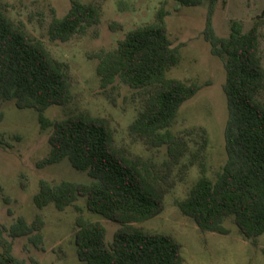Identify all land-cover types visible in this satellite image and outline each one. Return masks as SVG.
Instances as JSON below:
<instances>
[{
  "label": "trees",
  "instance_id": "trees-1",
  "mask_svg": "<svg viewBox=\"0 0 264 264\" xmlns=\"http://www.w3.org/2000/svg\"><path fill=\"white\" fill-rule=\"evenodd\" d=\"M180 6H198L204 0H174ZM217 0H209L202 36L225 71L222 85L227 103L224 126L226 161L214 178L206 174L205 128L182 134L171 131L179 108L202 87L195 81L167 77L179 64L180 48L167 33V10L162 3L154 19L127 31L114 48L100 50L96 75L101 87L116 79L136 91L137 109L128 129L151 147H163L161 164L151 158L128 156L115 145L112 129L102 117L79 112L62 119H49L45 111L70 99L68 65L54 58L45 45L29 35L0 10V104L12 102L18 109H33L42 129H50L49 151L36 162L43 168L63 160L86 171L91 182H58L40 179L33 195L37 209L53 205L64 210L78 198L88 211L119 224L110 242L98 221L78 216L74 244L85 264H182L180 246L168 233L131 225L160 214L164 193L173 187L172 172L182 181L190 167L198 177L186 197L176 201L180 211L204 231L228 233L232 222L240 236L255 243L264 233V102L258 93L264 86V66L259 38L264 29V7L243 32L237 20L229 21V34L218 36L212 19ZM96 3L70 0L67 12L52 16L47 32L51 40H68L99 24ZM113 23L112 29L119 28ZM3 112L0 110V121ZM44 222L40 215L28 222L18 216L10 226H0V264H40L34 257L13 254L14 239L27 237L41 242Z\"/></svg>",
  "mask_w": 264,
  "mask_h": 264
},
{
  "label": "rangeland",
  "instance_id": "rangeland-1",
  "mask_svg": "<svg viewBox=\"0 0 264 264\" xmlns=\"http://www.w3.org/2000/svg\"><path fill=\"white\" fill-rule=\"evenodd\" d=\"M96 3L101 8L98 25L85 34L68 40H51L47 28L53 15L63 16L70 0H0V10L20 24L26 32L40 40L51 55L68 65L71 96L64 105H54L45 111L49 119H62L79 112L106 119L112 129L116 146L128 156L151 158L161 164L166 159L163 147H151L129 132L136 115V91L121 80L101 87L95 72L94 54L117 45L124 34L154 19L163 3L167 33L173 44L180 48L181 60L171 67L167 77L195 81L201 89L180 108L171 131L182 134L191 128H205L208 145L205 149L206 174L214 178L226 161L224 126L227 103L222 85L225 71L221 60L212 55L202 31L209 0L198 6H180L174 0H79ZM264 7V0H217L212 23L218 36L229 34V21L237 20L243 32L250 29L254 16ZM113 23L119 28L112 29ZM259 53L264 66V29L259 38ZM264 102V86L258 93ZM0 226H10L18 216L28 222L40 215L44 225L41 242L34 245L27 237L14 239L13 254L19 258L34 257L40 264H85L75 252V221L78 216L100 222L110 242L119 224L90 212L83 197L64 210L53 205L37 209L33 195L38 181L68 180L88 183L92 178L86 171L74 169L67 160L39 168L36 162L49 151L50 129H42L33 109H18L12 102L0 104ZM172 172L175 183L164 193V208L152 218L131 222L149 231L170 234L180 246L182 264H264V233L253 244L238 233L235 225L226 221L228 233L219 234L201 230L184 215L176 201L186 197L198 177L196 167H190L182 181Z\"/></svg>",
  "mask_w": 264,
  "mask_h": 264
}]
</instances>
